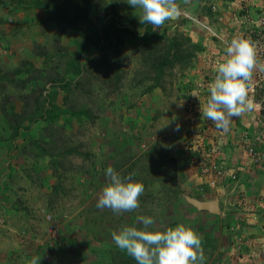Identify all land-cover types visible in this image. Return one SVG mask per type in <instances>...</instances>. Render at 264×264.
I'll return each mask as SVG.
<instances>
[{
    "label": "rangeland",
    "instance_id": "374dc122",
    "mask_svg": "<svg viewBox=\"0 0 264 264\" xmlns=\"http://www.w3.org/2000/svg\"><path fill=\"white\" fill-rule=\"evenodd\" d=\"M92 2L98 12L62 33L55 22L38 23L48 8L37 0H0V75L16 80L3 81L0 88L6 115L0 110V264H30L34 257L40 264H108L119 249L111 233L125 226L142 228L139 216L154 219L153 231L179 224L192 228L201 237L205 264H264V90L249 88L254 110L234 117L226 133L200 112L216 75L212 57L217 47L205 44V38L212 39V31L219 35L225 26L228 34L221 38L241 37L253 26L256 11L264 12V0H190L187 5L177 0L180 17L166 21L160 31L142 25L139 10L125 2ZM58 3L70 11L82 5L80 0ZM97 14L105 15L99 27L112 24L124 35L116 54L103 41L99 44L106 52L98 45L80 50L82 36L91 31L88 25L98 26ZM186 38L200 40L201 48L194 46L187 61L174 62L155 76L143 43L149 41V49L154 45L158 52L174 39L186 47ZM218 45L217 65L220 52L227 55ZM103 52L107 67L117 65L121 76L112 93L99 79L104 70L88 64ZM75 53L89 68L85 86L91 95L72 89L76 76L67 65ZM44 76L73 80L70 90ZM155 79L157 87L148 90ZM34 103L35 114L19 119L18 135L12 136L14 116L23 104ZM71 103L90 115L71 114ZM41 150L45 153L35 158ZM56 151L61 152L56 174L62 194L47 211L56 182L49 161ZM110 166L122 177L134 173L132 179L144 185L139 208L116 214L96 207ZM189 198L217 200L219 212L199 211ZM129 263L136 264L132 257Z\"/></svg>",
    "mask_w": 264,
    "mask_h": 264
},
{
    "label": "clouds",
    "instance_id": "9594fccd",
    "mask_svg": "<svg viewBox=\"0 0 264 264\" xmlns=\"http://www.w3.org/2000/svg\"><path fill=\"white\" fill-rule=\"evenodd\" d=\"M139 10L136 14L142 25L150 24L153 31L161 30L166 21L178 19L182 8L177 0H117ZM190 0H184L187 5ZM194 21V20H193ZM253 22V21H252ZM209 28V27H208ZM210 29V28H209ZM212 40L226 48V59L215 67L214 81L209 85V97L201 105V116L212 122L217 130L228 132L232 119L254 110L255 104L249 88L255 69L264 72V62H259L251 41L236 37L229 42L221 34L213 33ZM182 106V103H181ZM178 130V128H177ZM134 173L122 177L113 167L105 170L107 180L96 203L98 209L108 208L116 214L131 212L139 208V197L144 185L132 179ZM142 228L125 226L113 231V243L132 257L136 264H205L201 237L183 224L165 231H153L155 223L149 216H139ZM30 264H40L32 258Z\"/></svg>",
    "mask_w": 264,
    "mask_h": 264
},
{
    "label": "trees",
    "instance_id": "16d2710c",
    "mask_svg": "<svg viewBox=\"0 0 264 264\" xmlns=\"http://www.w3.org/2000/svg\"><path fill=\"white\" fill-rule=\"evenodd\" d=\"M80 1L82 4L81 8L79 10L73 9L72 11H70V8H67L63 4L58 3V0H37V3L40 7L48 8L47 15L45 16V18L40 19L38 23L44 24L46 22H51V23L55 22V24L60 28V31L62 33L68 32L73 27H75L77 24H79V22H83L84 20H86V17L89 12H92V13L98 12L97 7L94 6L92 0H80ZM55 3H57V7L55 6L56 5ZM49 4H52V5L49 6ZM65 10L66 11L69 10L68 15H64ZM258 15H259V10L258 12L256 11L255 15H253L254 19H257ZM104 17L105 15L97 14L95 17V22L98 24V26H94L91 23L88 25L89 31L90 29L91 31L89 34L87 33L82 36L84 39V43L80 45V50L87 51L89 47H96L98 45L99 48H101V50L105 51L106 46L105 45L102 46L101 43L99 44L100 41H103L105 44H107V46L113 45L112 48L115 54L118 52L117 46H119L122 43L121 40L123 39L124 35L119 33L118 30L112 24H109V26H107L106 28L99 27V24L102 23ZM133 36L134 34L132 33V37ZM134 38L135 39H134L133 44L137 45L138 43H136V36ZM186 41H188L189 45L186 47H183L182 46L183 43L181 41H178L176 39L171 40L170 42H168V44H163L161 48L158 49V52L161 50L160 53L156 52L157 49L154 45L152 48L149 49V43H150L149 41L143 43V45H146L148 47L146 55L148 56L149 54L150 56H152L150 57V59L152 58V62L150 63V65H152L153 69L156 71L155 76L162 75L161 73L162 69H164V67L172 65L174 62L185 61V59L187 61V59L190 56L191 49L194 48V46L201 48V45L198 43L195 44L191 42V40H188L187 38H186ZM105 52L100 53L99 55H96L94 58L89 59L88 64H89L90 69H92V67H94L95 69L98 67H101V70H104L102 71L103 74L99 76V79L102 78L103 80L107 82L105 84L107 88L109 89V91L112 93L114 91H117V89L119 88L117 84L120 82L121 76L118 75L119 69L117 65H116V68L113 70L110 69L111 67L109 68L107 67L108 57H106L107 54H105ZM78 57H79V53H75L71 64L68 63L67 65L68 68H71L70 74L76 76L75 84L72 89L79 91L80 94L82 95L84 94L91 95L92 93L90 90V86L89 85L85 86V84L89 82V79L87 77L89 74L88 72L89 68L88 69L84 68V66H82V64L80 63L81 60ZM144 59L145 57L142 58V60ZM146 59L148 60L149 58L147 57ZM115 61L117 62L118 59L115 58ZM83 74H85V77L82 76ZM65 79H66L65 77L59 78L58 76H55V77L44 76V81H56V80L62 81L63 86H60V89L63 91H66V90L69 91L71 82L73 80H65ZM156 79L154 81V84H152L151 86H148L147 88L148 90H153L155 87H157ZM3 81H6V82L8 81V83H13V84L16 83L15 79L3 74V75H0V88L4 87V84L2 83ZM25 82H27V80H21L19 84H24ZM102 106L104 107L103 104ZM102 106L100 105L99 108H102ZM36 108L37 107L35 103L32 104L30 107L27 104H23L22 109H20L19 114L14 116L16 117V122L11 128L13 131L12 136L18 135V129H19V123H20L19 119L24 120L26 117L34 115L35 114L34 109ZM0 110L2 114L5 115L4 105L0 104ZM68 110L71 112V114H74L75 116H78L79 114L85 115V116L90 115L88 109L80 110L77 106H75L72 103L70 104V108H68ZM46 113H48V111ZM40 116L42 115L40 114ZM4 117L6 118V115ZM7 118L10 119V117H7ZM45 118L47 119V117ZM47 123L48 125L53 124V122L48 121V119H47ZM47 138L50 140L49 137ZM48 143L45 142L46 146H48L47 145ZM32 146H34V144ZM23 151H26L25 147L23 148ZM26 152L32 153V149L30 148L29 151H26ZM56 152H55V155L51 157V160L49 161V164H51L52 168L54 169L55 174H56V163L58 161L56 157L61 154L60 151H58L57 153ZM70 152H73L74 154H77V155L79 154V152L76 149H70ZM14 153H15L14 154L15 156L18 155L16 148L14 149ZM43 153H45V151L43 152V150H41L40 153L37 152V155L36 154H33V155H35V158H36V157L42 156ZM119 167H120V164H118V168ZM59 181H60V176L57 172L56 182L55 184H52V191L49 194L50 196L51 195L52 196H51L50 205H48V207L46 208L47 211L48 210L50 211L53 209V205L55 204L58 196L62 194L60 193L61 190H59L60 188ZM109 259H110L109 260L110 263L108 262V264H130L129 262H130L131 257L127 254H122L119 249H116L115 253L109 256Z\"/></svg>",
    "mask_w": 264,
    "mask_h": 264
},
{
    "label": "built area",
    "instance_id": "2783aa9c",
    "mask_svg": "<svg viewBox=\"0 0 264 264\" xmlns=\"http://www.w3.org/2000/svg\"><path fill=\"white\" fill-rule=\"evenodd\" d=\"M241 37L251 41L255 47L258 61L264 62V12L259 13L257 19L253 22V26L245 30ZM253 86L264 90V72L259 71L258 68L253 72V81H251L250 88Z\"/></svg>",
    "mask_w": 264,
    "mask_h": 264
},
{
    "label": "water",
    "instance_id": "95a60500",
    "mask_svg": "<svg viewBox=\"0 0 264 264\" xmlns=\"http://www.w3.org/2000/svg\"><path fill=\"white\" fill-rule=\"evenodd\" d=\"M188 202L197 210L204 211L210 214H217L219 212V204L217 200H198L189 198Z\"/></svg>",
    "mask_w": 264,
    "mask_h": 264
},
{
    "label": "crops",
    "instance_id": "0c3cea01",
    "mask_svg": "<svg viewBox=\"0 0 264 264\" xmlns=\"http://www.w3.org/2000/svg\"><path fill=\"white\" fill-rule=\"evenodd\" d=\"M219 26V25H218ZM224 26V25H223ZM228 29H229V26H228V28L225 26L224 28H222L221 30H219V32H220V34L222 35V37L224 36L223 34H225V35H227L228 34ZM217 30V29H216ZM218 31V30H217ZM207 37L209 38V36L207 35ZM208 38H205V40H204V43L206 44V43H208L209 42V44H215V46L217 47V49L214 51V57H212V60H213V62H212V69H215V67L217 66V63H218V61H219V58L220 57H217V56H215L216 55V53H218V47H219V45H218V43H216V41H214V40H212V39H209L208 40ZM191 40V42H193V43H198L200 40H194L193 38H191L190 39ZM198 41V42H197ZM220 54H222V56H221V59H222V61L224 60V59H226V56H225V54L222 52H220ZM213 73V72H212Z\"/></svg>",
    "mask_w": 264,
    "mask_h": 264
}]
</instances>
